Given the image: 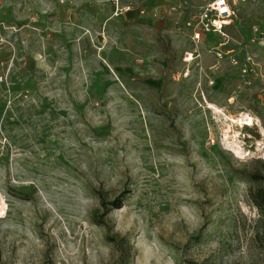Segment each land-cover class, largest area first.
Instances as JSON below:
<instances>
[{"label": "rangeland", "instance_id": "374dc122", "mask_svg": "<svg viewBox=\"0 0 264 264\" xmlns=\"http://www.w3.org/2000/svg\"><path fill=\"white\" fill-rule=\"evenodd\" d=\"M206 2L0 0V264H264L263 0Z\"/></svg>", "mask_w": 264, "mask_h": 264}, {"label": "built area", "instance_id": "2783aa9c", "mask_svg": "<svg viewBox=\"0 0 264 264\" xmlns=\"http://www.w3.org/2000/svg\"><path fill=\"white\" fill-rule=\"evenodd\" d=\"M246 2L247 0H208L194 16L193 38L197 40L208 32L224 35V26L236 20V6ZM217 55L220 56V53L217 52Z\"/></svg>", "mask_w": 264, "mask_h": 264}, {"label": "trees", "instance_id": "16d2710c", "mask_svg": "<svg viewBox=\"0 0 264 264\" xmlns=\"http://www.w3.org/2000/svg\"><path fill=\"white\" fill-rule=\"evenodd\" d=\"M230 25H225L224 30L229 27ZM260 167L254 171H242L240 172L241 175L249 178L251 181L257 183V187L253 190V194L251 195V199L254 205L259 210V218H258V228L262 238L264 239V161H260ZM104 201H101V207H105ZM93 221L105 227V241L112 244L113 248L119 253L120 262H124L127 259V254L125 253L126 247V239L122 236H119L117 233L111 232L110 225L106 224L101 217H98L96 214L92 215ZM190 264H197L192 262Z\"/></svg>", "mask_w": 264, "mask_h": 264}, {"label": "bare ground", "instance_id": "6f19581e", "mask_svg": "<svg viewBox=\"0 0 264 264\" xmlns=\"http://www.w3.org/2000/svg\"><path fill=\"white\" fill-rule=\"evenodd\" d=\"M193 57H192V55L189 53L188 54V57L185 59L186 61H190L191 59H192ZM184 60V61H185ZM187 75V74H186ZM189 75V74H188ZM188 77V76H187ZM247 116V115H246ZM251 120L252 119H250V118H248V117H246V118H241L240 119V122H243V123H245V124H250L251 123ZM235 121H237V120H235ZM234 121V122H235ZM231 122V121H230ZM4 213V212H3ZM2 214V213H1Z\"/></svg>", "mask_w": 264, "mask_h": 264}, {"label": "crops", "instance_id": "0c3cea01", "mask_svg": "<svg viewBox=\"0 0 264 264\" xmlns=\"http://www.w3.org/2000/svg\"><path fill=\"white\" fill-rule=\"evenodd\" d=\"M248 1V0H247ZM245 6V5H244ZM244 6H242L241 7V9L242 10H245V8H246V6L244 7ZM238 19V18H237ZM244 21V22H247L248 20H250V23H247V24H252L251 22H253V20H257V17H254V18H250V19H248L247 17H243V18H240V19H238V21ZM237 21V20H236Z\"/></svg>", "mask_w": 264, "mask_h": 264}]
</instances>
